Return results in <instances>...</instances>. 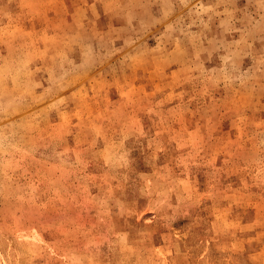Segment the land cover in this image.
<instances>
[{"label":"rangeland","instance_id":"obj_1","mask_svg":"<svg viewBox=\"0 0 264 264\" xmlns=\"http://www.w3.org/2000/svg\"><path fill=\"white\" fill-rule=\"evenodd\" d=\"M0 264H264V0H0Z\"/></svg>","mask_w":264,"mask_h":264}]
</instances>
